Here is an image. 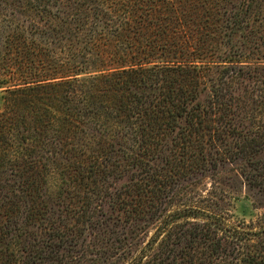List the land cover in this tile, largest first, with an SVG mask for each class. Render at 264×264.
Wrapping results in <instances>:
<instances>
[{"label":"trees","instance_id":"16d2710c","mask_svg":"<svg viewBox=\"0 0 264 264\" xmlns=\"http://www.w3.org/2000/svg\"><path fill=\"white\" fill-rule=\"evenodd\" d=\"M0 264H264V0H0Z\"/></svg>","mask_w":264,"mask_h":264},{"label":"rangeland","instance_id":"374dc122","mask_svg":"<svg viewBox=\"0 0 264 264\" xmlns=\"http://www.w3.org/2000/svg\"><path fill=\"white\" fill-rule=\"evenodd\" d=\"M59 183H60V179H59V175L57 174V172H51V174L49 176V179H48L49 188H51L52 191H53V190H55L57 188ZM211 187L212 186H211L210 180L203 179L202 185H200L197 190H199V191L201 190L202 191V190H206L207 189L206 191H208ZM191 188H192V186H191ZM249 209H250V207H249ZM244 210L245 209L243 207V203H237L236 211H237V214H239V216H241V217H245V218H249L251 216L252 217L253 216L256 217L257 215L263 213L262 210H255L254 211L253 209H250L249 214L248 215H244V214H246V212H243ZM250 214H251V216H249Z\"/></svg>","mask_w":264,"mask_h":264}]
</instances>
